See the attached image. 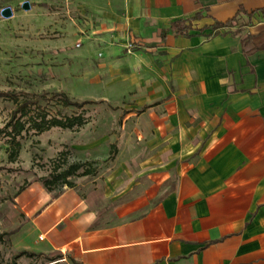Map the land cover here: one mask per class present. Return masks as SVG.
<instances>
[{
  "label": "crops",
  "instance_id": "0c3cea01",
  "mask_svg": "<svg viewBox=\"0 0 264 264\" xmlns=\"http://www.w3.org/2000/svg\"><path fill=\"white\" fill-rule=\"evenodd\" d=\"M120 3L147 39L133 51L158 48L167 59L175 91L161 122L172 142L157 167L136 168L147 184L127 196L22 190L25 220L44 248L77 264H264V0ZM197 12L192 35L161 39ZM236 14L216 33L200 29Z\"/></svg>",
  "mask_w": 264,
  "mask_h": 264
},
{
  "label": "rangeland",
  "instance_id": "374dc122",
  "mask_svg": "<svg viewBox=\"0 0 264 264\" xmlns=\"http://www.w3.org/2000/svg\"><path fill=\"white\" fill-rule=\"evenodd\" d=\"M8 7L11 15L5 16L2 10ZM125 14L120 0H0V92H65L73 100L95 101L86 105L88 122L81 127L23 133L15 161L9 160L7 138L0 134L4 262L25 250L33 255L23 254L16 264H76L66 252L44 248L47 242L34 233L17 203L19 188L40 192L41 178L62 160L64 167L94 161L96 175L69 177L74 187L85 196H127L136 184H147V174L136 168L149 163L157 167L159 155L172 142L174 132L161 122L171 117L166 106L175 91L165 70L167 59L158 48L133 51L132 43L147 39L125 22ZM150 41L158 44V35ZM154 102L159 105L139 111ZM48 107L52 113L59 108L53 102ZM12 110L13 103L0 97V129ZM66 188L49 192L57 195Z\"/></svg>",
  "mask_w": 264,
  "mask_h": 264
},
{
  "label": "trees",
  "instance_id": "16d2710c",
  "mask_svg": "<svg viewBox=\"0 0 264 264\" xmlns=\"http://www.w3.org/2000/svg\"><path fill=\"white\" fill-rule=\"evenodd\" d=\"M203 15L200 12L193 14L188 18L175 19L171 22L169 28L162 29L160 37L164 39L169 33L173 35L190 36L196 30L193 26V21L201 19ZM237 14L226 21H215L212 24L204 25L200 29L209 28L215 33L220 27H229L236 19ZM134 48V46H132ZM4 97L13 103V110L10 113L9 120L5 126L0 129V134L6 136L5 143L9 152V160L15 161L18 158L21 148V138L23 133L34 131L36 134L47 131L53 127L62 129H75L85 125L88 120L84 117L86 105L95 103L93 100H76L70 98L65 92H54L51 96L36 93H18V92H0V97ZM53 102L59 108L55 113H52L49 103ZM65 109H72L71 114L63 112ZM81 110V112H76ZM113 153L115 145H111ZM62 160L61 164L57 163L47 177L41 178L43 187L47 192L55 190L57 187L66 185L68 188H73L75 184L69 177L90 176L96 175L97 166L94 161H77L66 164ZM25 188H19V193ZM5 233H0V240ZM23 254L33 255L28 251H22L19 255L14 256L10 261L4 262L0 257V264H16V260ZM73 260V259H72ZM77 264V263H76Z\"/></svg>",
  "mask_w": 264,
  "mask_h": 264
},
{
  "label": "water",
  "instance_id": "95a60500",
  "mask_svg": "<svg viewBox=\"0 0 264 264\" xmlns=\"http://www.w3.org/2000/svg\"><path fill=\"white\" fill-rule=\"evenodd\" d=\"M22 7H23L24 9L28 10V8H29L30 6H29V3H28V2H24V3L22 4ZM2 13H3V15H5V16H10V15H11V8L8 7V8L3 9V10H2Z\"/></svg>",
  "mask_w": 264,
  "mask_h": 264
},
{
  "label": "built area",
  "instance_id": "2783aa9c",
  "mask_svg": "<svg viewBox=\"0 0 264 264\" xmlns=\"http://www.w3.org/2000/svg\"><path fill=\"white\" fill-rule=\"evenodd\" d=\"M40 238L42 239V237L40 236Z\"/></svg>",
  "mask_w": 264,
  "mask_h": 264
}]
</instances>
